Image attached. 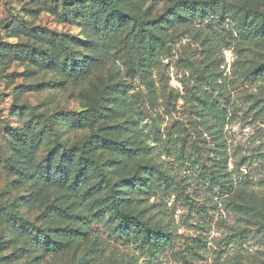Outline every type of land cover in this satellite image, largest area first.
<instances>
[{
    "label": "rangeland",
    "instance_id": "rangeland-1",
    "mask_svg": "<svg viewBox=\"0 0 264 264\" xmlns=\"http://www.w3.org/2000/svg\"><path fill=\"white\" fill-rule=\"evenodd\" d=\"M52 1L0 0V264H264V0H118L170 21L151 70L133 24L103 52L87 4ZM107 180L164 252L121 234ZM68 227L86 237L30 246Z\"/></svg>",
    "mask_w": 264,
    "mask_h": 264
},
{
    "label": "trees",
    "instance_id": "trees-1",
    "mask_svg": "<svg viewBox=\"0 0 264 264\" xmlns=\"http://www.w3.org/2000/svg\"><path fill=\"white\" fill-rule=\"evenodd\" d=\"M32 1L41 2L42 0ZM80 2H85L88 10L83 12L78 22L90 30L94 40H96L103 52L105 50L109 51L113 46L119 44L125 33L123 27L133 24L134 32L128 34L125 39L127 40V45H130L136 51L143 69H154L160 60L169 56L166 43L157 34L159 28L170 23V21L167 22V18L152 20L147 19L145 16L139 17L137 14L122 9L118 5V0H63L62 2L56 1L53 3L58 9L65 10L67 6L73 7ZM179 8V12L183 13V15H193L195 12V9L189 10L187 6L180 5ZM105 13L107 14L103 18ZM166 16L171 18L172 14L167 13ZM258 35L255 37H258ZM61 42L65 50H68L66 41L62 40ZM94 61L91 59L90 63ZM83 63L86 65V62ZM257 71L253 75H257ZM127 111L130 112L129 108H127ZM134 155H137V153ZM87 161L89 160L81 159L80 166L82 171L87 167ZM32 179H35V176ZM47 180L49 182H64L61 179L56 180L50 177ZM143 186L139 184L140 188ZM107 187L108 196L106 203L108 214L120 222L121 234L126 238H133L146 254L152 257L164 252L172 242L171 234L162 229L152 227L148 222L141 220L137 215L124 209L118 201L115 185L107 180ZM35 231L36 234L30 239V246L40 248L45 254H56L64 248V244L57 237L63 236L73 241H81L86 237L85 232L74 231L72 227L53 231Z\"/></svg>",
    "mask_w": 264,
    "mask_h": 264
}]
</instances>
